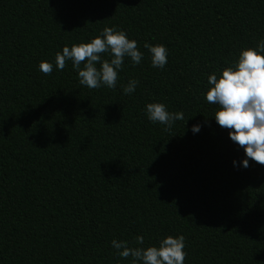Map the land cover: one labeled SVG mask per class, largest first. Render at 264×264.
I'll return each mask as SVG.
<instances>
[{
  "label": "trees",
  "instance_id": "1",
  "mask_svg": "<svg viewBox=\"0 0 264 264\" xmlns=\"http://www.w3.org/2000/svg\"><path fill=\"white\" fill-rule=\"evenodd\" d=\"M113 26L144 53L115 88L56 70L64 46ZM260 39L264 0H0V264H130L111 241L138 235H182L184 264H264V165H239L204 99L207 76ZM145 42L167 48L163 69ZM153 102L184 120L164 131Z\"/></svg>",
  "mask_w": 264,
  "mask_h": 264
},
{
  "label": "clouds",
  "instance_id": "2",
  "mask_svg": "<svg viewBox=\"0 0 264 264\" xmlns=\"http://www.w3.org/2000/svg\"><path fill=\"white\" fill-rule=\"evenodd\" d=\"M143 47L148 50L151 66L163 69L167 64V48L147 42ZM125 58L133 66L139 65L144 53L124 30L105 27L87 43L64 46L55 54V68L62 71L66 61H70L80 85L89 89H112L116 87ZM38 67L46 75L53 71V64L47 61H41ZM138 83L129 79L123 93L132 94ZM206 89L204 99L216 106V124L228 130L229 139L244 153L239 165L247 168L249 161L264 165V39L255 47L241 49L229 66L209 74ZM144 112L148 121L162 125L164 131L170 130L176 121L184 120L183 112H170L163 103H148ZM190 130L193 134L199 133L201 124L192 125ZM233 166H237V161H233ZM135 243L137 247H129L128 241L113 239L111 247L120 258L131 257L130 264H184L186 253L182 235L164 236L157 244L147 247H141L144 237L138 235Z\"/></svg>",
  "mask_w": 264,
  "mask_h": 264
}]
</instances>
